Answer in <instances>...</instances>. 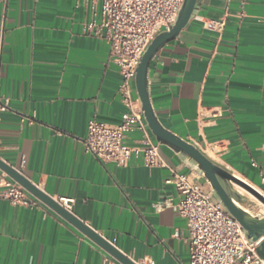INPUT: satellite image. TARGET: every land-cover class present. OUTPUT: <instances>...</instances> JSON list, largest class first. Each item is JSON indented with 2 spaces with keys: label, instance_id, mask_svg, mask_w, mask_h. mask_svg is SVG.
Segmentation results:
<instances>
[{
  "label": "crops",
  "instance_id": "1",
  "mask_svg": "<svg viewBox=\"0 0 264 264\" xmlns=\"http://www.w3.org/2000/svg\"><path fill=\"white\" fill-rule=\"evenodd\" d=\"M94 12L100 22L92 0H0V94L11 100L0 120V158L55 200H71L68 210L131 260L189 264L178 192L166 180L169 168L189 173L193 165L164 145L169 168L137 160L120 168L84 150L90 121L116 125L127 112L110 44L85 31ZM211 22L224 27H206ZM148 86L163 127L264 193V0H201L152 59ZM133 96L139 100L136 87ZM105 258L113 257L43 203L0 199V264Z\"/></svg>",
  "mask_w": 264,
  "mask_h": 264
},
{
  "label": "built area",
  "instance_id": "2",
  "mask_svg": "<svg viewBox=\"0 0 264 264\" xmlns=\"http://www.w3.org/2000/svg\"><path fill=\"white\" fill-rule=\"evenodd\" d=\"M92 1L100 5L101 20H96L98 14L94 12L95 19L85 26V31L110 44L112 62L118 66L122 78L119 95L127 112L121 123L116 125L90 121L83 142L84 150L102 164L120 168L132 160L141 161L149 168H169L162 155L161 145L154 141L140 102L134 98L133 93L142 56L158 35L170 30L185 0ZM212 26L222 29L224 24H206L208 28ZM10 104L11 100L0 94V120L1 115L10 110ZM131 134L139 135L135 145L126 142ZM169 169L170 176L166 184L173 185L178 192L176 206L179 216L186 222L189 264H264V259L252 246L243 227L215 198L205 177L195 169L189 173ZM7 177L0 170V180L3 181L0 184L1 200L13 206L39 208L41 202L38 199ZM260 177L264 183V169ZM201 179L206 180L208 186L203 185ZM232 187L237 192L238 186L232 184ZM260 193L264 196V193ZM59 202L70 209L71 200L61 199ZM166 205L163 203L157 207ZM104 264L120 263L113 258H105Z\"/></svg>",
  "mask_w": 264,
  "mask_h": 264
},
{
  "label": "water",
  "instance_id": "3",
  "mask_svg": "<svg viewBox=\"0 0 264 264\" xmlns=\"http://www.w3.org/2000/svg\"><path fill=\"white\" fill-rule=\"evenodd\" d=\"M201 0H185L180 13L170 30L158 35L147 48L137 68L135 87L141 103L145 121L156 141L182 155L198 170L209 183L215 198L240 223L246 232L247 238L258 254L264 259V217L255 216L242 206V198L233 189L237 185L257 198L264 204V196L253 186L247 184L232 173L215 164L198 147L167 130L159 122L153 110L149 94L148 72L152 59L168 43L175 40L187 27L198 12ZM0 170L12 181L23 187L29 194L38 199L52 211L72 224L82 234L101 247L120 264H137L126 254L121 252L107 239L99 235L90 226L77 218L59 201L40 190L17 169L0 158Z\"/></svg>",
  "mask_w": 264,
  "mask_h": 264
},
{
  "label": "rangeland",
  "instance_id": "4",
  "mask_svg": "<svg viewBox=\"0 0 264 264\" xmlns=\"http://www.w3.org/2000/svg\"><path fill=\"white\" fill-rule=\"evenodd\" d=\"M238 186L237 193L242 198V206L247 209L250 213H252L255 216H263L264 217V205L257 199H254L253 197H250L244 189ZM241 190V191H240ZM264 190V187L263 189ZM245 191V192H244ZM247 192V193H246ZM262 204H260V203Z\"/></svg>",
  "mask_w": 264,
  "mask_h": 264
},
{
  "label": "bare ground",
  "instance_id": "5",
  "mask_svg": "<svg viewBox=\"0 0 264 264\" xmlns=\"http://www.w3.org/2000/svg\"><path fill=\"white\" fill-rule=\"evenodd\" d=\"M242 190V189H241ZM240 190V191H241ZM245 192V191H244ZM247 193V192H246ZM250 197H253L254 199H256L253 195H251L250 193H247ZM257 200V199H256ZM260 203V202H259ZM261 204V203H260Z\"/></svg>",
  "mask_w": 264,
  "mask_h": 264
}]
</instances>
